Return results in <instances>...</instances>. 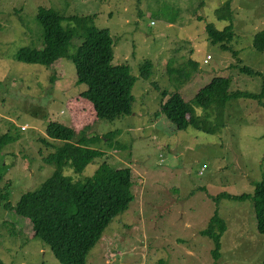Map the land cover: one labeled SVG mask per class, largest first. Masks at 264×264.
I'll return each mask as SVG.
<instances>
[{
	"label": "rangeland",
	"instance_id": "1",
	"mask_svg": "<svg viewBox=\"0 0 264 264\" xmlns=\"http://www.w3.org/2000/svg\"><path fill=\"white\" fill-rule=\"evenodd\" d=\"M40 6L68 17H88L96 27L110 30L112 64L129 65L136 76L131 114L97 119L90 102L80 96L86 86L76 80L67 58L51 66L17 58L23 47L43 46ZM226 10L230 18H220ZM210 28L222 32V38ZM263 28L264 0H0V134L19 135L0 151V159L8 163L0 192L14 205L54 171L45 158L62 138L48 133L49 121L76 131L89 124L92 143L71 149L75 171L85 166L88 148H99L102 156L78 175L91 176L104 161L115 168L131 167L133 200L106 227L86 264H264V234L256 230L252 198L213 199L221 192L252 193L261 179L264 99H232L225 108V125L214 132L192 123L176 128L160 112L162 90L178 91L190 103L214 76L229 77L231 92L260 94L262 76L242 68L264 75V51L254 45ZM80 42L75 36L69 51ZM144 60L151 63L149 78L139 75ZM188 60L195 70H187ZM176 69L184 73L176 74ZM196 111L204 115L203 108ZM207 111L209 122L220 117L216 109ZM108 132V138L99 136ZM67 172L72 175L71 169ZM7 200H0V260L58 264L51 247L34 236L32 223L7 209ZM215 210L228 226L216 259L212 239L201 233Z\"/></svg>",
	"mask_w": 264,
	"mask_h": 264
},
{
	"label": "trees",
	"instance_id": "2",
	"mask_svg": "<svg viewBox=\"0 0 264 264\" xmlns=\"http://www.w3.org/2000/svg\"><path fill=\"white\" fill-rule=\"evenodd\" d=\"M230 16L231 13L226 10L222 11L220 18ZM37 19L43 27V46L21 48L17 53L18 59L46 66L53 65L61 58L69 59L74 65L76 80L86 86V89L80 92V96L90 102L97 119H116L133 112L135 96L132 91L136 76L132 74L129 65L112 64L114 47L109 29L96 27L90 23L88 17L64 16L52 7L40 6ZM65 21H71L72 25L64 24ZM210 32L222 38V32L211 28ZM75 36H78L81 42L71 52L69 46ZM254 45L257 50L264 51V28L256 33ZM188 64L191 67L187 70H195L192 69L195 68V64L191 60H188ZM150 69L151 63L144 60L139 66V75L149 78ZM242 71L262 76L260 94L242 90L231 92L229 77L214 76L199 89L190 103L185 101L178 91L162 90L161 94L165 100L160 102V112L179 129L186 128L192 123L195 127L209 132L220 130L225 125L223 120L225 108L232 99L246 98L258 101L264 99V75L248 67H243ZM168 72L174 74L172 69H168ZM175 72L184 73V70L176 69ZM189 77L188 73L187 76L178 79L174 90H178ZM197 107L203 108L204 115H197ZM215 109L220 117L209 122L207 110L215 112ZM88 125L76 131L72 125L61 121H49L48 133L56 138H62L61 143L53 144L54 151L45 158L46 163L55 165L54 171L37 188L25 192L14 205L7 200L6 193L0 192V200H7L5 206L8 210L27 218L32 223L34 236L41 238L51 247L58 264H86L87 254L102 237L106 227L118 214L125 211L133 200L130 191L133 184L131 167L115 168L104 161L91 176L81 178L78 175L94 158L102 156L99 148H88L83 159L86 160L85 166L82 171L78 173L75 171L73 162L75 159L71 149L78 143H80L78 146L92 143V137L86 130ZM111 133L99 136L108 138ZM99 136L95 134L94 139H100ZM17 137L19 135L8 131L1 133L0 151ZM7 164L0 159V180L5 176ZM67 169H71L72 175L66 173ZM75 176H78V179H74ZM253 185L252 193L221 192L213 199L252 198L255 227L258 233L264 234V159L262 177ZM227 228L226 220L215 210L208 227L201 232L213 241L211 254L214 259L219 256L221 235ZM0 264L6 263L0 260Z\"/></svg>",
	"mask_w": 264,
	"mask_h": 264
},
{
	"label": "built area",
	"instance_id": "3",
	"mask_svg": "<svg viewBox=\"0 0 264 264\" xmlns=\"http://www.w3.org/2000/svg\"><path fill=\"white\" fill-rule=\"evenodd\" d=\"M209 57H210L209 55L206 56V58L204 59V63L207 62V59H208Z\"/></svg>",
	"mask_w": 264,
	"mask_h": 264
}]
</instances>
